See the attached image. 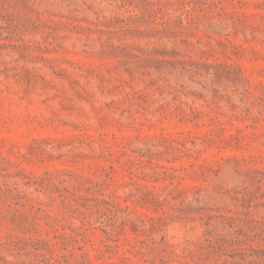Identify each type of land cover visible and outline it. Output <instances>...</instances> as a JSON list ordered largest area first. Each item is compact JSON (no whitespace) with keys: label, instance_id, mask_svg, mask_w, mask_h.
<instances>
[{"label":"rangeland","instance_id":"1","mask_svg":"<svg viewBox=\"0 0 264 264\" xmlns=\"http://www.w3.org/2000/svg\"><path fill=\"white\" fill-rule=\"evenodd\" d=\"M0 264H264V0H0Z\"/></svg>","mask_w":264,"mask_h":264}]
</instances>
